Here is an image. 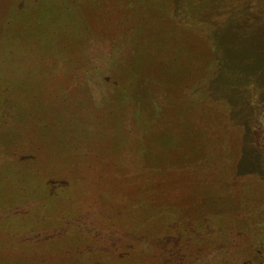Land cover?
I'll use <instances>...</instances> for the list:
<instances>
[{
  "label": "rangeland",
  "instance_id": "1",
  "mask_svg": "<svg viewBox=\"0 0 264 264\" xmlns=\"http://www.w3.org/2000/svg\"><path fill=\"white\" fill-rule=\"evenodd\" d=\"M237 6L0 0V264H264V66L245 116L220 91Z\"/></svg>",
  "mask_w": 264,
  "mask_h": 264
},
{
  "label": "trees",
  "instance_id": "2",
  "mask_svg": "<svg viewBox=\"0 0 264 264\" xmlns=\"http://www.w3.org/2000/svg\"><path fill=\"white\" fill-rule=\"evenodd\" d=\"M234 1L238 2V6L236 9H235V7H233V9L231 11V14H233V17H234V19H233L234 29H233L232 35L236 36V38L233 39L234 40L233 45H234V48L236 49V52L238 55L237 58H239L240 60L239 59L237 60V62H239V63L237 64V67L234 68L235 76H234L233 80L235 83H234L233 97L230 98L229 96H226L225 92L222 90V88L220 89V91L223 94L225 102L227 104L230 103L232 105V115L234 113L235 116H238V115L240 116L242 114H243V116H245V112H246L245 106H247L249 104L252 109H249L248 111H250V110L253 111V109L256 107L253 104L254 103L253 99L255 98L254 101L257 100V102H259L262 99L261 97L264 95L261 94L262 96H259L258 94H260V88H259V86L254 85L255 91L252 92L253 94L251 96V97H253V99L248 98L249 96L246 93L247 91L244 92V94L242 95L241 94V88H237L236 83H240L241 86L243 88H245L246 81L251 80L252 75L250 77L249 74H251L252 70L251 71L249 69L246 70L245 69L246 66H250L253 68L258 67V68H261L260 70L263 69V66H264V62H263L264 61V40L260 39L259 33L261 31L264 32V16H262L261 23L256 22L254 24L252 21L253 24H250L248 22L251 20V18L248 15L249 13H247L248 12L247 8L250 9V6L252 4L253 5L260 4L261 3V2H259L260 0H234ZM262 2H264V1H262ZM251 12L252 11L250 9V13ZM255 19H256V17H255ZM244 64L246 65L245 67H244ZM243 67H244V69H243ZM240 69H242V70H240ZM255 72H257V71H255ZM256 77H258L257 80L260 81V83L264 82V73L259 75V76H256ZM222 87H224L223 84H222ZM228 99L230 100V102ZM262 107L263 106L259 107L258 110H255L254 114L251 113L252 115H250L251 117H250V120L248 122L249 124L247 126V129L249 131H251L250 133H252V135H254V136H256L257 132L255 130L256 127L251 125L252 122L255 125L260 124L261 127H264V108H262ZM247 129H245V131ZM245 131H243L244 132L243 135H245V133H246ZM253 158H254V161H257L258 157L255 158V156H254ZM248 163L252 164V162H250V158H249ZM255 163L256 162H254V165H255ZM260 163L264 164V159ZM114 174H115V177L117 179L124 178L125 180H129L127 182H133V181H131V177H125V175H122V174H121V176H116V173H114ZM263 186H264V183H263ZM150 197H153L152 199L154 200V199H156L155 198L156 194L149 195V198ZM142 201L144 203V199H142L141 202ZM138 219H140V218H138ZM255 222H256V220H255ZM258 223L259 224H258V227L256 229H258L257 231L260 232L259 236L261 239H260V241H258V244H257V255L264 253V233H263L264 232V222L258 221ZM255 235H257V233ZM263 256H264V254H263Z\"/></svg>",
  "mask_w": 264,
  "mask_h": 264
}]
</instances>
